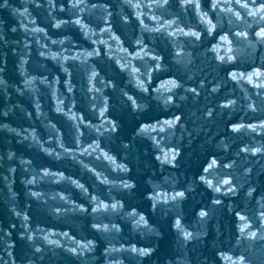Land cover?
Returning <instances> with one entry per match:
<instances>
[{
	"label": "water",
	"instance_id": "95a60500",
	"mask_svg": "<svg viewBox=\"0 0 264 264\" xmlns=\"http://www.w3.org/2000/svg\"><path fill=\"white\" fill-rule=\"evenodd\" d=\"M135 2L0 0V264H264V24Z\"/></svg>",
	"mask_w": 264,
	"mask_h": 264
},
{
	"label": "clouds",
	"instance_id": "9594fccd",
	"mask_svg": "<svg viewBox=\"0 0 264 264\" xmlns=\"http://www.w3.org/2000/svg\"><path fill=\"white\" fill-rule=\"evenodd\" d=\"M84 0H76V4H80L83 3ZM170 2V0H136L134 7L137 9H140L141 6L143 4H147V6L149 7V9H154L155 7H164L165 5H168ZM221 3H225L228 4L229 7L224 9L222 8V11H227V12H231L233 14V16L235 17L237 22L240 23H245V17L243 15H241L240 12L235 11V9L231 6L233 3H235L236 5H239L241 9H244L246 12V15L248 18H251L252 21L259 23V24H264V4L259 5L258 7H253L252 5H254L256 3V0H251V3H249V0H213V8H215L217 5L221 4ZM179 4L181 6V9L183 11H187L186 6L190 5V4H195L196 5V11L197 14L200 17L201 22L205 23L208 27V31H209V35H211V33L215 30L216 25L212 22V20L210 18H208L207 13L201 12L200 11V0H179ZM83 11V10H81ZM137 16H141L142 12L141 11H137ZM111 15V13H109V16ZM154 19H156V17H153ZM123 20H125V22H127V17H122ZM77 23H80L79 20L76 21ZM141 23H143V21H141ZM176 23L175 20L173 21H169L166 22V26L167 27H171L172 25H174ZM56 27H60V23H57L55 25ZM157 31L159 29H156ZM177 33L179 34H183L186 36H195L197 39H199L200 33L198 32H194V31H189V32H185L183 28H177ZM176 34V33H173ZM241 36H244L246 38V33H240ZM259 36L264 37V28H261L259 33ZM222 39L227 40V37H222ZM231 58V57H230ZM2 70V69H0ZM141 88L144 92H147V88L143 85H141ZM213 91H215V89H213ZM212 112L211 109H209V111L207 112V116H211ZM234 131H239L238 127H234L233 129ZM11 158V157H10ZM125 187L127 188H131L134 187V185L132 184H125ZM205 213L201 212L200 216H204ZM191 234H186V236L190 237ZM239 264H245L244 258L241 257Z\"/></svg>",
	"mask_w": 264,
	"mask_h": 264
}]
</instances>
